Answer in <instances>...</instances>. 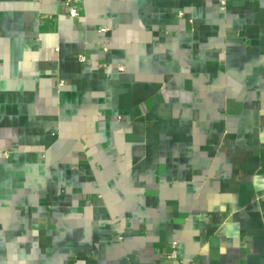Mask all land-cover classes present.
<instances>
[{
    "label": "crops",
    "instance_id": "obj_1",
    "mask_svg": "<svg viewBox=\"0 0 264 264\" xmlns=\"http://www.w3.org/2000/svg\"><path fill=\"white\" fill-rule=\"evenodd\" d=\"M220 3L0 0V264H264V0Z\"/></svg>",
    "mask_w": 264,
    "mask_h": 264
},
{
    "label": "built area",
    "instance_id": "obj_2",
    "mask_svg": "<svg viewBox=\"0 0 264 264\" xmlns=\"http://www.w3.org/2000/svg\"><path fill=\"white\" fill-rule=\"evenodd\" d=\"M78 1L80 0H62L63 5L67 8L68 15L72 18H77L80 15ZM226 5H227V0H221L220 3L221 9H225ZM78 58L80 61H83L85 59L83 55H79ZM170 245H171L170 247L171 249L165 251L164 253V257H165L164 264H171V261L177 257V250H176L177 242L172 241Z\"/></svg>",
    "mask_w": 264,
    "mask_h": 264
}]
</instances>
